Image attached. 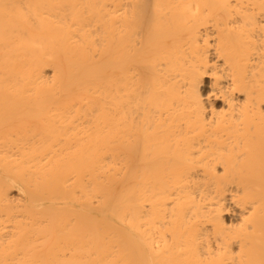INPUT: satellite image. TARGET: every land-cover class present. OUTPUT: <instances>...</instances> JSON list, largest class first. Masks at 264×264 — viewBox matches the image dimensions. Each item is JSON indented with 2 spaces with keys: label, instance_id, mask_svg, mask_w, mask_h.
I'll return each instance as SVG.
<instances>
[{
  "label": "bare ground",
  "instance_id": "obj_1",
  "mask_svg": "<svg viewBox=\"0 0 264 264\" xmlns=\"http://www.w3.org/2000/svg\"><path fill=\"white\" fill-rule=\"evenodd\" d=\"M0 264H264V0H0Z\"/></svg>",
  "mask_w": 264,
  "mask_h": 264
},
{
  "label": "rangeland",
  "instance_id": "obj_2",
  "mask_svg": "<svg viewBox=\"0 0 264 264\" xmlns=\"http://www.w3.org/2000/svg\"><path fill=\"white\" fill-rule=\"evenodd\" d=\"M14 193L16 194V193H17V191H15ZM18 194H19L18 196H21V195H22V194H21V193H19V192H18ZM15 196H17V195H15ZM18 196H17V199H19V200L23 198V195H22V198H20V197H18Z\"/></svg>",
  "mask_w": 264,
  "mask_h": 264
}]
</instances>
